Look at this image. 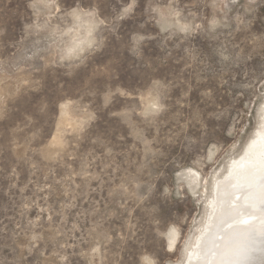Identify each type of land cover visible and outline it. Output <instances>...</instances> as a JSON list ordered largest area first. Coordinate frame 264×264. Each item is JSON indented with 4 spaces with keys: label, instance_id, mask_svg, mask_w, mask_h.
I'll use <instances>...</instances> for the list:
<instances>
[{
    "label": "rangeland",
    "instance_id": "374dc122",
    "mask_svg": "<svg viewBox=\"0 0 264 264\" xmlns=\"http://www.w3.org/2000/svg\"><path fill=\"white\" fill-rule=\"evenodd\" d=\"M261 128L264 0H0V264H183Z\"/></svg>",
    "mask_w": 264,
    "mask_h": 264
},
{
    "label": "bare ground",
    "instance_id": "6f19581e",
    "mask_svg": "<svg viewBox=\"0 0 264 264\" xmlns=\"http://www.w3.org/2000/svg\"><path fill=\"white\" fill-rule=\"evenodd\" d=\"M228 163L183 264H264V129Z\"/></svg>",
    "mask_w": 264,
    "mask_h": 264
}]
</instances>
